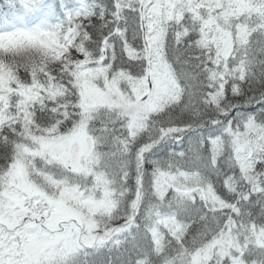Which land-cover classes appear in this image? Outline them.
<instances>
[{
    "label": "snow or ice",
    "instance_id": "snow-or-ice-1",
    "mask_svg": "<svg viewBox=\"0 0 264 264\" xmlns=\"http://www.w3.org/2000/svg\"><path fill=\"white\" fill-rule=\"evenodd\" d=\"M0 264H264V0H0Z\"/></svg>",
    "mask_w": 264,
    "mask_h": 264
}]
</instances>
